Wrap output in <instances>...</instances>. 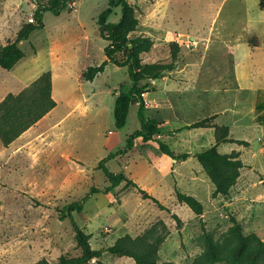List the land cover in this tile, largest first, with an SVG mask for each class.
Masks as SVG:
<instances>
[{"label":"rangeland","instance_id":"rangeland-1","mask_svg":"<svg viewBox=\"0 0 264 264\" xmlns=\"http://www.w3.org/2000/svg\"><path fill=\"white\" fill-rule=\"evenodd\" d=\"M128 1L145 23L133 36H142L148 28H151L149 34L154 36L149 26L162 17L171 30L200 41L198 47H188L184 36H168L163 43L164 53L149 54L152 48L142 55L143 64H170L174 39L181 42L183 52L198 50L200 54H215L221 58L220 71L208 76L200 85L206 92L201 93L207 96V102L190 107L187 101L177 111L174 118L177 121L200 119L221 111L233 101L247 104L250 98L245 101L244 95L236 92L234 84L237 82L264 87V43L260 49H250L245 44L251 33L264 35V10L259 7L260 0ZM75 2V6H69L59 15L46 12L44 28L20 43L25 58L12 71L0 67V101L10 93H20L24 85L29 86L37 77L51 72L53 99L57 103L48 118L31 132L35 134L30 145L19 148L18 155L12 157L15 153L4 149L0 142V163L16 170L10 172L16 174L17 184L8 180L0 186V264H37L42 259L56 263L63 256H81L82 249L76 241L71 220L61 219L59 211L85 199L92 188L110 186L108 177L99 169L100 162L124 149L127 139L141 128L136 105L131 106L126 126L116 127V97L132 86L126 67L108 64L105 72L93 82L82 77L88 67L106 60L104 50L108 43L100 38L97 20L109 7V0ZM39 3L47 5L46 0H0L1 44L13 42L20 30L36 24L30 19L34 18ZM121 15V9L114 8L109 22H119ZM234 53L239 54L241 64L233 71L228 64L233 62ZM64 54L71 64L68 70H62L60 65L59 57ZM77 54L81 55L80 59ZM175 67L164 77L183 83L186 78L177 75V65ZM155 82L158 81L151 82L144 93L148 119L155 116L152 101ZM223 96L225 99L220 100ZM212 99L214 101L210 102ZM247 116L248 120L252 117L249 113ZM39 132L41 139L37 138ZM187 133L183 137L176 131H166L165 136L157 137L176 154L207 149L196 144L198 138L193 131ZM259 137L263 141L258 140ZM250 138L252 146L243 148L246 161L249 162L253 153L264 160V152L257 150L264 146V129L252 131ZM135 142L131 152L108 160L106 167L111 173H123L136 186L123 182L109 193L94 194L83 203L81 213L73 214L79 227L89 236L92 249L105 250L127 234L143 236L148 242L164 237L160 263L264 264V254L253 263L247 260L257 244L255 238L264 241V164L244 165L251 174L246 176L249 185L239 184L240 174L228 193L223 194L216 191L215 184L196 159L174 161L162 153L156 142H145L142 138ZM176 188L198 199L203 205L202 213L196 214L186 204L179 203ZM140 189L157 198L167 210L160 209L151 199H144ZM5 196L11 201L5 203ZM16 206L18 211H11ZM209 249L213 252L209 253ZM233 251L236 260L232 262ZM213 257L218 259L215 263ZM100 261L136 264L130 257L107 252ZM89 264L98 262L94 259Z\"/></svg>","mask_w":264,"mask_h":264},{"label":"trees","instance_id":"trees-1","mask_svg":"<svg viewBox=\"0 0 264 264\" xmlns=\"http://www.w3.org/2000/svg\"><path fill=\"white\" fill-rule=\"evenodd\" d=\"M46 1V6L39 3L34 12V22L36 24H29L20 30L13 42L6 45L0 43L1 68L11 71L25 58V53L19 47L20 43L28 40L35 31L44 28L43 17L46 12L59 15L62 11L70 8V4H74L75 2V0ZM259 7L261 10H264V0H260ZM114 8L121 9V19L117 23H110L109 17ZM97 25L100 38L108 43L104 50L106 60L100 65L88 67L82 75L83 80L93 82L97 76L105 72L108 64L126 67L132 86L128 92H120L116 97L114 109L116 127L122 129L126 126L131 106L138 104V118L141 122V128L127 139L124 149L109 154L108 157L100 162L99 169L103 170L108 177L110 186L106 189L92 188L89 196L85 199L67 206L65 210L59 211L61 219L69 218L71 220L76 241L82 249V255L75 258L63 256L56 263H50L46 259H42L37 264H89L94 259L97 260L98 264H103L100 258L105 252L114 256L130 257L136 264H169L160 263V249L165 241L164 237H158L153 242H148L143 236L133 237L127 234L118 238L112 246L105 250L92 249L88 241L89 236L79 227L73 214L81 213L83 211V203L94 194L101 192L109 193L123 182L136 186L135 182L127 179L123 173H111L106 167V162L110 159L121 158L127 155L132 151L134 141L138 138H142L146 142L154 141L159 145L162 153L177 161L187 160L193 156L202 165L208 177L215 184L216 191L226 194L231 185L240 177L244 164L240 159L239 153L222 154L219 152L218 147L225 143H237L245 146L248 144L230 138L228 126L214 125L215 116L185 127V129L215 128V145L201 152L195 154H176L164 142L155 138L160 134L159 123L146 117V103L142 94L145 93L151 82L162 80L166 73L176 68L175 62L178 60L180 46L176 42L171 44L172 62L170 64H143L142 55L152 50L154 41L150 37L132 35L139 27V19L136 15V8L128 0H109V7L99 15ZM143 82H146V84H142ZM52 93V74L51 72H46L20 93H10L0 102V142L4 147H9L21 135L56 108L57 103L53 99ZM261 110H263L262 106L258 108V111ZM256 119L264 123V114H258ZM139 192L143 195L144 199H151L160 209L167 210L157 198L141 189ZM175 194L179 203L186 204L196 214L202 213L203 205L198 199L182 193L177 188L175 189ZM255 240L257 244L252 248L250 256L247 257L248 262L251 263L258 261L264 254V241L257 238ZM210 252H213V249H209ZM235 257L236 252L233 251L230 254L232 262L236 260ZM217 260L216 257L212 258L214 263Z\"/></svg>","mask_w":264,"mask_h":264},{"label":"crops","instance_id":"crops-1","mask_svg":"<svg viewBox=\"0 0 264 264\" xmlns=\"http://www.w3.org/2000/svg\"><path fill=\"white\" fill-rule=\"evenodd\" d=\"M75 5H76V2H74V6ZM158 18L157 20H155L156 22L154 25L149 26V27L152 26V31L154 32V36L149 34V32L151 31L150 30L151 28H148V32L145 31V34L142 35V36L150 37L154 41L153 50L149 54H163L165 51L163 47V43L165 39L168 36L176 37V34H180L181 36H184L186 41L189 40L190 42H192L195 40L197 42V45L195 47H198L200 41L197 39V37H193L189 34H185L182 32L176 33L175 31L170 29L169 25L166 23V20H164L162 17H160L159 19ZM138 19H139V24H140L139 28H142L145 25V23L143 22L141 18H138ZM145 29L147 30V28ZM263 38H264V35L257 34V33H251L246 38L245 44L246 46L250 47V49H260L264 43ZM86 40L90 41V37L86 36ZM172 42H176L180 46V50H181L180 52L181 55L178 56V60L175 62V65H177V71H176L177 75L184 76L186 80L183 83L177 84V83H174V81L170 79V76H167V77H164L162 80L155 82V91L153 92L154 96L152 98V101L154 102V105H155L154 110H153V113L155 116L154 118H150V119H153L159 123L160 134L157 136L161 138L162 136L166 135L165 134L166 131H176L178 134H181L183 137H186L188 135L187 132L193 131L194 135H196V137L198 138V140L196 141L197 145L206 146L207 149L211 148L216 143L215 128L211 127V128L185 129V127L195 122L201 121L203 119L215 116L216 118L213 121L214 125L228 126L230 130V138L234 140L246 142L248 144L247 146H245V145H240L237 143H225L218 147L219 152L222 154H231L233 152H237L240 154V159L242 160L244 165L249 166L251 165V163L253 164L257 163L256 165L262 166L264 164V160L258 159L256 156L257 154H254V153L249 158L250 163L247 162L246 161L247 158L245 156V153L243 152V148L246 149L252 146L251 138H250V133L252 131L258 132L260 128L264 129V123L259 122L256 119L258 114L260 115L264 114V87L248 86L246 84H241L240 82L238 84L237 82V84L236 83L234 84L237 88L235 89L236 92L238 91L240 95H244L245 101L246 100L248 101V98H250L247 104H245L244 102L242 103V101L240 100L233 101V103L229 102V105L224 107L221 111L212 112L210 115H207L200 119L189 120V121H184V122L177 121L178 119L177 120L174 119L175 115L177 111L179 110V108L183 104H186L187 101L191 103L190 107H194L195 105L200 106L202 103L207 102L205 98L207 96L204 97V95L202 94V93L206 94V92H204V88L201 87L200 85L206 82L207 80L206 78L208 76L210 78L211 75H214L220 71L221 58L219 55L215 56V54H200V51L198 50H194V51L187 50L186 52H183V46L179 40L174 39L172 40ZM202 42H204L203 39H202ZM206 44H208V41L206 42ZM207 49H208V45L205 46V51H207ZM234 54L235 55L233 58V62L232 63L230 62L228 64L229 66H231L230 70L232 69L233 71L241 64L239 54H236V53ZM77 55H78V58L80 59L81 55L80 54H77ZM82 55L85 56L84 54ZM59 60L61 63L60 65L62 67V70H68L70 68L71 64L69 63L68 57L65 54L63 56H60ZM255 67L257 66L256 65L253 66L254 69ZM217 76L219 77V74ZM38 78L39 77H37L36 79ZM169 80L170 82H168ZM24 86L27 87L28 85H24ZM223 99H225V96L221 97L220 100H223ZM212 101L214 100L213 99L210 100V102ZM135 105L139 107L138 104H135ZM246 105L249 107L248 109L244 108V106ZM260 106L263 107V110L258 111V108ZM53 110L48 115H46L41 121H39L35 126H33L28 131H26L23 135H21V137H19L9 147L3 146L4 149H8L10 153L11 152L15 153L13 154L12 157H14L15 155H18L19 148L28 147L30 145V140L33 138L35 134V132L33 133L31 132L35 131V129L39 127V125H41L45 119L48 118V116L53 112ZM247 113L252 115L250 120L247 119L248 117ZM176 118H178V116ZM174 122L176 123L174 124ZM173 127H175V129H172ZM41 135L42 133L39 132V135L37 138L41 139ZM157 136L155 138L160 140V138H158ZM258 140L263 141L262 137H259ZM135 141H134V146L136 145ZM166 145L173 151V149L168 144ZM257 150H260L263 153L264 146H262L261 149L258 148ZM189 154H195V153H189ZM170 159L177 161L171 157ZM189 159H195V158L191 156L187 160ZM255 159H257V161H255ZM187 160H180V161H187ZM10 170L16 172V170L8 168L7 165L5 164L3 165L2 163H0V186H2L1 184L2 182L8 181V180L13 185L17 186V184L15 183L16 174L12 175ZM246 170L247 168L244 166L243 171H241V177L239 181V184L240 185L244 184L245 187L249 185L247 184L248 182H246L247 181L246 176L247 175L251 176V174L246 172ZM6 200L8 202L11 201V200H8V196H5V199H4V202L8 203ZM14 209L15 210L12 209L11 211H15V212L18 211V206H16Z\"/></svg>","mask_w":264,"mask_h":264},{"label":"built area","instance_id":"built-area-1","mask_svg":"<svg viewBox=\"0 0 264 264\" xmlns=\"http://www.w3.org/2000/svg\"><path fill=\"white\" fill-rule=\"evenodd\" d=\"M71 8L74 6V4H70ZM30 22H34V18H31L30 19ZM181 36V35H180ZM186 45L187 46H196L197 45V42L194 40L192 42H190L189 40L186 41ZM143 98L145 97V94H142ZM145 100V99H144ZM146 103V102H145Z\"/></svg>","mask_w":264,"mask_h":264}]
</instances>
